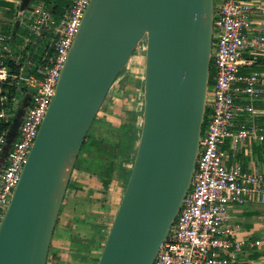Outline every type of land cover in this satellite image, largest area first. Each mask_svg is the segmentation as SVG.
Segmentation results:
<instances>
[{
  "label": "water",
  "instance_id": "water-1",
  "mask_svg": "<svg viewBox=\"0 0 264 264\" xmlns=\"http://www.w3.org/2000/svg\"><path fill=\"white\" fill-rule=\"evenodd\" d=\"M213 19L214 0H90L1 218L0 264H46L75 160L108 92L142 43L140 138L97 264H153L196 169Z\"/></svg>",
  "mask_w": 264,
  "mask_h": 264
},
{
  "label": "built area",
  "instance_id": "built-area-1",
  "mask_svg": "<svg viewBox=\"0 0 264 264\" xmlns=\"http://www.w3.org/2000/svg\"><path fill=\"white\" fill-rule=\"evenodd\" d=\"M89 3L71 0L60 17L44 2L30 9V32L43 36L47 29L53 36L54 53L39 69L40 74H24L22 69L13 72L4 53L0 54V80L23 82L31 93L20 122L16 121L19 113L10 123L5 119V109H0V219L21 177ZM259 14L264 18V0H217L216 7L214 0L210 77L196 169L153 264H230L243 252V241L239 238L240 224L230 222L229 208L244 204L249 197L264 204V173L244 168L239 159L241 148L249 141L264 140V128L256 121L264 115V108L254 104L264 100V72L242 71L264 56V31L256 21ZM6 39L0 35V41ZM2 45L4 52H10L8 44ZM9 99L0 89V104Z\"/></svg>",
  "mask_w": 264,
  "mask_h": 264
},
{
  "label": "rangeland",
  "instance_id": "rangeland-1",
  "mask_svg": "<svg viewBox=\"0 0 264 264\" xmlns=\"http://www.w3.org/2000/svg\"><path fill=\"white\" fill-rule=\"evenodd\" d=\"M216 3L217 0H215V7ZM13 4V9L17 10V2H13ZM15 16L18 20H21V27L26 29L28 27V17L26 13ZM5 24L3 29L7 28L8 23ZM11 31H13V29H11ZM6 37L7 39L10 38V36ZM216 38L217 35L215 34L214 39ZM38 41L40 42L37 44ZM47 45L48 41L46 38L44 39L41 37L38 40L35 37L31 50L34 53V57H36L34 61L38 60L37 57L42 53H48V50H46ZM0 51L4 52L3 45H0ZM144 69L145 46L137 47L128 65L123 69L124 72L117 77L107 94L106 100L98 113V119L95 121L94 129L88 134V137L92 135V138L97 141L92 143V146L87 149V158L82 159L81 162L75 166V180L77 181L74 180V187L66 188L63 197V207L60 214L61 216H69L72 218V221H70L68 225L73 229V226L79 229L82 228V230L85 231L84 236L86 237H89L90 235L88 234L93 232V228L90 226L96 225L104 228L103 243L106 240L107 233L109 232L126 185L124 187V184L118 182L117 171H115L109 185L104 187L100 179L92 176V173H95L98 166H100V162L94 161L92 158L97 157L98 160L108 162L113 159L112 154L116 153L119 154V161L124 158L121 148L117 147V142L120 141V135L123 133V130L119 129V127L122 123H125L126 119L130 121L137 117L138 120L141 121L144 102ZM2 84L4 85V83ZM14 84H16L15 94L6 101L4 107L5 119L10 123L13 122L14 117H16L20 111H24L27 106L26 99L31 97V93L24 87L23 82ZM4 89L5 85L2 86V90ZM134 108H136V110ZM96 146L99 147L98 149H100V151L94 150ZM130 164L131 162H127L125 164L126 168H128ZM72 172L73 169L69 177H71ZM82 240L83 242L77 243L80 247L83 245H89L90 247V245L92 246L95 242L92 238H84ZM99 247L94 264L98 262L103 244Z\"/></svg>",
  "mask_w": 264,
  "mask_h": 264
},
{
  "label": "crops",
  "instance_id": "crops-1",
  "mask_svg": "<svg viewBox=\"0 0 264 264\" xmlns=\"http://www.w3.org/2000/svg\"><path fill=\"white\" fill-rule=\"evenodd\" d=\"M45 1L46 0H29L26 5L22 6V0H0V5L4 9V11L0 12V23L4 24V26L6 25L5 23H8L7 27L13 29V31L8 33L6 31L0 33V35L10 36V38L6 39L4 42L0 41V45L5 43L11 47L10 52H1V50L0 54L4 53L5 60L7 57H10L14 64L19 67V70L22 69L24 74H40L39 69L45 65L39 60L34 61V58L29 59V54L31 52L27 46L33 44L35 37L38 40L43 37L44 39L46 38L47 41L53 42V36L47 29L43 32L47 36L51 35L52 37L49 36L47 38L45 34H42L43 36L32 34L28 27L26 29L21 27V20H18L15 15L19 16L26 13L28 17L27 22H29L31 16L30 9H32L35 4L42 2L47 6ZM13 2H17V10L13 9ZM6 10L9 11L11 15H9V13L7 15ZM50 11L53 15L58 17L61 16L60 14L54 13L51 9ZM256 21H258L261 31H264V18L260 14L256 15ZM17 27H20L17 32L19 43L13 45L12 33L16 32L15 30ZM39 42L40 41H38L37 44ZM40 57H37V59H40ZM260 59L261 60L257 64L245 66L242 71L244 73H250L255 70L264 72V56H261ZM0 89H2V87H0ZM254 104L257 107L264 108V100H257ZM4 105H6V102L3 105L1 104L0 109H4ZM256 121L264 128V115L258 116ZM239 159L244 168L258 169L264 173V140L249 141L247 146L241 148ZM74 171L73 169V172ZM73 172L71 177H69L72 184L68 187H74V183L77 181L75 180V172ZM229 215L230 222L240 224L239 238L243 241V252L230 264H264V204L260 203L255 197H249L244 204L232 205L229 208ZM70 221H72L71 217L61 216L57 222L51 239L46 264H94L95 257L98 253L97 251L102 242L101 233L98 231L100 226H90L93 228V232L88 234L90 235L89 237H86L84 236L85 231L82 230V228L79 229L72 225L74 227L73 229L69 226L68 224ZM84 238H92L95 242L92 246L90 245V247L89 245L80 247L77 243L83 242L82 239ZM257 240H260L259 244L256 243Z\"/></svg>",
  "mask_w": 264,
  "mask_h": 264
},
{
  "label": "trees",
  "instance_id": "trees-1",
  "mask_svg": "<svg viewBox=\"0 0 264 264\" xmlns=\"http://www.w3.org/2000/svg\"><path fill=\"white\" fill-rule=\"evenodd\" d=\"M47 4V7L50 8L54 13L57 14H64L65 10L68 9V7L71 4V0H46L45 1ZM4 11V9L1 7L0 5V12ZM11 15V13L9 11L6 10V14ZM4 28V24L0 23V33L3 31H6L7 33L11 31V29L9 27H7L6 29ZM18 29H20V27L16 28V32L12 33L13 35V45L18 43V36H17V32ZM52 41H48V45L46 47V50H48V53H42L39 57L40 59H38L39 61H41L43 64H47L48 63V59L53 55L54 53V46L52 45ZM28 49L30 50V54H29V59H35L36 57H34V53L31 51L32 50V45H28L27 46ZM38 57V58H39ZM7 63L9 64L11 70L14 72H16L17 70H19V67L17 65L14 64L13 60L10 57L6 58ZM124 72L121 71L119 75H121ZM118 75V76H119ZM211 82V80H210ZM2 83H4L5 85V89L4 92H6L10 97H12L15 93L16 90V84H10L9 81H1L0 80V87L4 86ZM1 107V104H0ZM136 110V108H134ZM129 114V113H127ZM130 115V114H129ZM98 116V115H97ZM128 116V115H127ZM129 117V116H128ZM98 118L96 117V119L94 120L89 132L93 131L94 129V125H95V121ZM142 121H143V111H142V118L141 121L138 120V118L136 117L133 120L128 121L126 119L125 123H122V125L119 127V129L123 130V133L120 135L121 139L119 142H117V147L121 148L122 150V155L124 156L123 159H120L119 161V154H112V158L111 160H109L108 162H104L101 160H98L97 157H93L92 159L94 161H98L100 162V166H98L97 170L95 171V173H92V176H95V178L100 179L102 182V185L104 187H107L110 183V181L112 180L113 177V173L115 171H117V180L119 183L124 184V187L126 185V182L128 181V177L131 173V168H132V164H133V160L136 154V150H137V145H138V141L140 138V133H141V128H142ZM88 132V134H89ZM86 137V140L75 160L73 169L75 168V166L81 162L82 159H86L87 158V154L86 151L87 149L92 146V143H94L97 140H94L92 138V135L90 137ZM99 147L96 146V149H94L95 151H100V149H98ZM88 161V160H87ZM127 162H131V164L128 166V168H126L125 164ZM128 176V177H127ZM72 182L69 178L68 183H67V187L69 185H71ZM62 209V207H61ZM61 217V214L59 213L58 216V220L59 221ZM109 229V228H108ZM105 229L100 227L98 228V231H100L101 233V237L103 238L104 236V231ZM108 235V233H107ZM107 237V236H106ZM105 242V241H104ZM104 245L103 242H101V245Z\"/></svg>",
  "mask_w": 264,
  "mask_h": 264
}]
</instances>
